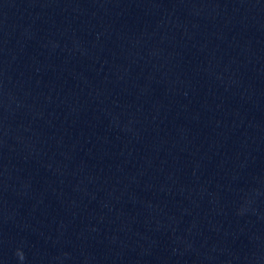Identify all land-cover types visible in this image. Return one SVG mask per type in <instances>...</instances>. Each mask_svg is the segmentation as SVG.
<instances>
[{
	"label": "water",
	"instance_id": "obj_1",
	"mask_svg": "<svg viewBox=\"0 0 264 264\" xmlns=\"http://www.w3.org/2000/svg\"><path fill=\"white\" fill-rule=\"evenodd\" d=\"M0 264H264V0H0Z\"/></svg>",
	"mask_w": 264,
	"mask_h": 264
}]
</instances>
